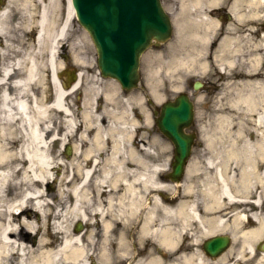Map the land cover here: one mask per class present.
Segmentation results:
<instances>
[{"label": "bare ground", "instance_id": "6f19581e", "mask_svg": "<svg viewBox=\"0 0 264 264\" xmlns=\"http://www.w3.org/2000/svg\"><path fill=\"white\" fill-rule=\"evenodd\" d=\"M60 1L37 0L36 7H31L30 3L25 5L27 17L35 23L30 30L37 32L36 43L31 44V49L25 57L14 56L13 47L9 44L11 41L7 38L0 48V60L3 61L0 66V264H91L94 262L89 263L90 247L92 252L94 250L93 226L87 232L79 233L72 228V223L76 220L89 223L95 216L102 217L103 244H109L116 236L118 242L116 253L131 254L132 245L126 242L130 228L127 224L122 226L116 222L112 217L113 213L109 220L105 219L104 214L107 215L106 212L118 205L116 214L121 220L125 217L132 219L139 212L141 200H145L144 192L147 185L150 184L153 190L172 188L169 184L160 182L157 177V174L166 168V163L152 165L149 171L143 166V171L139 172L138 165L135 168H127L121 159L120 154H123L124 148L127 147L126 142L131 139L137 125L130 112L126 118L122 117L121 112H111L112 109L108 108L97 113L94 110L88 111L87 107L83 112V120L85 118L86 123L90 117L94 119L92 123L97 122L96 135L92 141L97 142L100 148L104 143L103 135L108 131L105 127L110 126L109 129L114 131V123L117 120V137L114 138L112 147L114 156L109 165L105 164L99 168V162L94 160L92 164L89 163L90 165L86 163L81 166L73 161L74 159L71 162L59 159L61 153L53 152L52 144L57 141H60L62 146L69 144L71 140L74 142L81 140L86 144L88 142L85 135L86 124L76 118L66 101L69 95L81 87L83 74L80 72L78 82L70 90L64 89L55 75L59 71L56 58L58 44L66 38L76 19L71 0H68L64 15L61 12ZM222 1L182 0V5L184 19L190 27V37L196 51V56L191 60L193 59L199 68L207 69L210 62L205 60L204 53H211L215 45V64L217 63L218 70L231 74L232 70L241 65L237 55L241 50L237 42L241 38L230 33L218 34L223 26L217 18L209 15V10ZM241 3L244 1L234 0L231 6V12L238 18L245 15L239 11ZM248 4L254 8L251 16L258 17L257 13L264 10V0H249ZM8 22L9 15L5 8L0 11V35L7 36L10 29ZM85 39H88L87 35ZM256 44L261 46V50L259 47L255 50V56L250 57L245 72L253 74L259 81L255 83L249 79L242 81L240 84L243 87L236 88L237 96L231 100L234 109H239L240 102L244 104L243 112L255 124L257 136L253 135L254 131H251L250 136L247 135V131L242 130L238 134L240 143L231 140L228 146H224L231 150L235 149L229 153L231 164L225 160L217 161L213 157L208 159V164L216 170L217 180L221 182L220 192L215 194L213 203L206 206L208 210H218L224 206L225 201L234 203L244 201L248 197V194L238 195L233 190L237 182L236 177L234 174L229 177V172L224 170V167H231L233 162L242 163L241 176L246 192L251 188L252 180L258 176L254 171L257 156L254 149L260 148L258 144L264 140V35ZM44 49H48L49 52L48 62L54 88L52 100L49 102H45L49 93L44 99V94H41L43 96L41 97L37 91L41 81V69L36 53ZM224 86L227 92L232 93L233 82H225ZM98 92L99 89L95 86L88 95L93 98ZM156 98L159 100L161 96L157 95ZM107 99L110 103L115 101L111 93L107 94ZM126 101H130V98ZM140 104L141 107L144 106L141 97ZM56 111L62 115L59 121L62 125L56 123ZM146 114L149 116V113ZM107 115L111 122L104 124V117ZM227 121H230L229 115L224 114L220 117L224 132H227ZM242 151L245 153L241 154ZM91 153V150L85 152L75 143L74 154L78 157L89 156ZM220 165L223 170L220 169ZM61 168L64 170L59 178L55 201L49 190L46 192L41 187L49 184L51 180H56L54 173ZM194 168L195 164L192 163L189 173ZM242 197L244 198L241 199ZM117 200L119 204H115ZM160 204H162L160 199L155 196L154 204L147 209L144 222L139 230H136L142 245L151 238L156 244L165 245L168 252L173 254V251L177 252L183 234L189 230L188 218H193L202 228V235L208 236L211 234L210 231L223 228L227 224L226 215L215 214L211 220H203L196 211L195 202L174 207ZM157 206L162 208L161 218H158ZM236 221L233 220L234 223ZM117 227L119 232L116 233ZM131 231L134 232V229ZM196 237L192 236V240L198 243ZM36 238L38 248L31 246L32 240ZM156 253L154 250H146L145 255L149 257L137 258L135 264H164L163 258ZM14 260L16 263H13ZM180 260L183 264H220L219 261H224V258L211 261L198 251L191 254V257L181 255L174 258L171 264H180L178 263Z\"/></svg>", "mask_w": 264, "mask_h": 264}, {"label": "rangeland", "instance_id": "374dc122", "mask_svg": "<svg viewBox=\"0 0 264 264\" xmlns=\"http://www.w3.org/2000/svg\"><path fill=\"white\" fill-rule=\"evenodd\" d=\"M163 1L167 9L170 11L174 21L173 38L160 47L150 48L144 54L141 62V86L139 89L133 90L129 93H124L121 89L119 90V85L115 81L104 79L98 74L99 69L97 66V52L92 39L88 32L80 25L77 18L73 21L66 38L62 39L58 44L59 53L61 52V47L66 46V53L70 59L65 61V59L61 57L58 52L56 57L57 64L59 65V71H63V69H68L71 71L78 70L83 74L81 89L72 95V100L68 99L71 100V109L78 120H83V112L87 110V107L88 111L94 110L97 113L104 111L105 108H108V110L112 109L111 112H121L120 114L124 118H126L129 112L131 113L132 111H135L137 118L136 129H142L141 131H138V134L142 132L141 136L151 141L152 149L153 151H156L161 147L162 142H164V138L160 132L157 131L152 114L151 116L149 115L150 118L148 114H146L149 113L147 102L145 101L144 109L141 107L140 97L142 96L144 99L143 95L149 93L151 99L155 103L154 106H158L162 102V98H165V96L175 95L180 89L183 90L185 88L186 83H192L194 79L199 77L200 79L209 81V83H207L206 89L199 92L201 98L199 103H197L199 111L198 122H200L199 141L217 142L223 144L226 143V145L210 147L208 151L216 160H230L231 158L229 157V153H232V151L235 149L231 150L229 147L224 146H228L231 140L233 142L240 143L241 141L238 140V134L240 131H247V135L250 134V136L251 131H254L253 135L257 136V131L254 130L256 128L255 124L246 116V113L243 112L244 104L240 102L239 109H234L233 100L231 99H234L237 96L236 88L243 87L242 84H240L242 81L245 82L248 79L253 81L252 83L259 81V79L253 74H247L245 71L248 68L247 64L250 61V57L255 56V50L258 47L261 50V46H258L256 43L257 40L260 41L262 35H264V29H262V27H264V10H260L257 13L258 17L251 16L253 14L251 12L254 10V8L249 6V0H241L244 1V3H241L239 11L245 15H242L240 18L234 16L232 12L230 13H232L231 15L233 18L223 13L211 14V16H215V18H217L218 21H220V24L223 26V28L219 30L218 34L225 35L226 33H230L241 38L240 41L237 42V46H239L241 49L237 55H239V59L241 60L240 64L242 66L240 65L236 67L234 70H232L231 74H224L218 70L216 66L217 63L215 64V45L213 46V51L211 53H204L205 60L207 59V61L210 62V66L207 69H203L195 65V62H193V59L191 60V58L196 56V51L193 48V41L190 37V27L187 25V22H185L184 19L185 14L182 0ZM231 2L232 0H223L219 5L214 6V8L219 7L221 9L229 10ZM11 3L14 4L16 12L13 15L14 19L8 22L10 29L7 36L5 37L11 41L9 44L11 47H13L14 56L22 58L25 57L30 51L31 44L33 43L35 45L36 43V30H34V32L30 30V27L35 26V23L33 20L30 21V19L27 17L26 11L24 10L25 5L27 6L30 3L32 4L31 7H36L37 0H11ZM67 4L68 0L60 1L62 15H64L67 10ZM36 19H38V16H36ZM85 35L88 36V39H85ZM258 53L260 52L258 51ZM219 56H222V54H219ZM36 57L37 61L40 63L41 69V81L38 84L39 86L37 91L41 97H43L42 95L44 94V99L49 93L48 99H45V102H49L51 101L54 94V88L52 84V77L50 76L51 70L48 62V49L37 52ZM155 69H159V71L156 72ZM229 81L233 82L234 88L233 91H231L232 93H229L227 90H225L224 84L225 82L228 83ZM94 85L97 86L99 92L96 94V96H94L95 98L93 97V99L90 98L91 95H88V93L92 92V89L95 87ZM111 90L114 92H110ZM110 93L113 96V99H115L114 103H110L107 100L106 96ZM103 94L105 98L103 101H101ZM156 94L161 96L159 100L156 98ZM210 94H213L212 97L209 96ZM128 98H130V101H126ZM85 99L87 106H84ZM229 99L231 101H229ZM224 114L230 116V121H227L226 123L227 132H224V128L222 124H220V117H222ZM56 116L57 125H62L59 123L62 116L59 111H56ZM104 118L108 123L111 122V119L108 115ZM93 121L94 119L90 117L86 123V119L84 118L83 124H86L85 126L87 127V131H96L94 127L97 125V122L95 121L92 123ZM116 122L114 123L115 125ZM108 127L111 128L110 126ZM148 134L150 138H148ZM85 135L87 136V141L89 142L87 144L82 143L81 140L75 142L74 140H71L69 144H66L70 145L72 148V154L70 156H68L66 153V145L62 146L60 141L52 144L53 152L58 154L61 153V155H59V159H62L65 162H71L74 159L73 161L81 164V166L85 165L86 163L92 164L93 159L98 158V156H90L89 154V156L78 157L74 154L75 143H77L85 152L91 150L92 154L98 151H101V153L104 152V155L107 154L108 148L106 145H104V143L100 148V145L97 142L94 140L92 141V137H89L86 133ZM113 135V137H117L116 133ZM259 144H261V147L254 149V152H258L259 156L257 158H260L262 163H264V140L259 142ZM243 153H245V151L241 152V154ZM113 156V150H111L110 154L106 156L105 159L100 161L101 163H99L98 167L100 168L105 164L109 165ZM232 165L234 166V170H237L240 166L242 167V163L240 162H233ZM63 170L64 169L61 168L57 169L55 173L53 172L57 179L51 180L49 183L50 185L47 184L41 187V189L46 192L49 190V192L54 196L53 199L55 201H57L56 196L58 193L59 178L62 175ZM78 174L81 175V173ZM188 183L192 185L194 183L193 178H190ZM204 183L207 185L208 181H204ZM214 197L215 196L213 194H206V199L210 200V204L213 203ZM116 212V206H114L112 210L106 212L107 215L104 214V216H106L105 219L109 220L111 213H113V219H116L117 216L114 215ZM102 222V217L95 216L91 218L89 223H86L84 220L74 221L72 223V228L75 230V225L83 223L85 227L84 231L87 232L93 226L95 232L93 236L94 250L92 252V247H90V254H94L96 257L94 259H98L102 264H132L134 261L130 259V257H133V252L131 255L121 254L119 257L113 258L111 256L110 259H103L105 254L114 253V247L116 250L115 252H118V242L117 237L114 236V239L109 242L111 245L103 244L104 235L102 229L100 228ZM120 225L124 226L123 224ZM129 230L130 232L127 233L126 242L130 243L133 248L132 238L134 237L135 232L133 234L131 231V225ZM78 232L80 233L81 230H78ZM115 232H119V227L115 228ZM238 232L239 230H236L235 233ZM98 239L99 241H96ZM237 240L238 236L235 234L234 245H237ZM135 241L140 244L138 235H135ZM143 244L145 245V248L144 250H140V253H145L146 250L151 248V246H156L155 242H153L151 238L149 241H145ZM54 246L56 247L57 244ZM195 247L198 248L199 246ZM99 255H102L103 257H100ZM169 257H171V255ZM169 257L167 256L166 258ZM171 261L172 260H169L168 262L165 261L164 264H171ZM219 262L220 264H222V262L226 263V261ZM178 263L183 264V261L180 260Z\"/></svg>", "mask_w": 264, "mask_h": 264}, {"label": "flooded vegetation", "instance_id": "af4514ba", "mask_svg": "<svg viewBox=\"0 0 264 264\" xmlns=\"http://www.w3.org/2000/svg\"><path fill=\"white\" fill-rule=\"evenodd\" d=\"M8 0H0V11H3L5 8L9 13V19H14L15 8L8 7ZM5 36L0 35V48L5 40ZM3 61L0 60V66ZM16 74V73H15ZM197 81H193L192 83H187L184 90L188 92V98L193 108V118L190 122H187L182 125V128L186 133L194 134L197 136L199 133V124L198 118V94L196 91ZM205 83L202 82L201 89H204ZM213 94L209 96L212 97ZM184 97V95H173L166 96L162 102L161 113L165 112L166 109L171 106H178V98ZM206 108V107H205ZM132 116L136 117V112L132 113ZM106 123V120L104 119ZM142 129H139L141 131ZM96 132L88 131L87 135L89 137L95 136ZM141 133L138 134V131L134 130V137L131 141L126 143L123 154H120L121 159L125 162V166L127 168H135L136 165L139 166L138 171H143V166H146L147 170L151 169L152 165L155 164H163L166 163L167 166L163 173L157 174L159 181L163 184H169L172 186L171 189L162 188L158 190H153L149 185H147L144 192V199L141 200V206L139 212L132 219H127L125 217V224L134 226L137 225L138 228L144 222V218L146 216V212L148 207L153 205L154 197L157 196L160 199L161 206H176L179 204H184L187 202H195L196 211L198 215L203 220H211L215 217V214L226 215L227 224L223 227V232L229 237V245L223 254L225 260L229 262V264H235V262H240V264H264V163H262L261 159H258L257 164V172L258 176L252 180V186L248 192L246 189L238 190L241 184V174L240 169L238 171H234V169L230 166L224 167V170L229 172V177L231 175H235L236 177V186L233 187V190L239 195L242 193L248 194V197L245 198L244 201L239 202H226L224 206L220 207L218 210H208L206 206L211 205L210 200L206 199V194H218L220 191L221 182L217 180V174L215 168L212 165L208 164V159L212 158V154L208 151L210 147L226 145L223 143L217 142H202L197 139L191 144V151L188 158V165L185 168L184 174L179 178H175L173 175L168 173L169 165L174 161L177 147L176 145L166 136L163 135L164 142H162L161 147L156 151H153L151 141L141 136ZM114 135L112 132L108 131L104 137V145L107 146L108 151L107 154L104 155V152L98 151L94 153L99 157L100 160L105 159L106 156L110 154V151L113 150V141ZM199 136V135H198ZM148 138H150L148 134ZM261 145V144H259ZM133 151V154H131ZM117 154V155H119ZM220 161V160H217ZM227 163L230 160H225ZM195 164L194 170L190 172V165ZM146 163V165L144 164ZM230 164V163H229ZM221 166V165H220ZM261 167V168H260ZM223 170V167L221 168ZM190 178H193L194 183L190 185L188 181ZM173 179H178L174 181ZM208 181L207 185L204 181ZM141 188V187H140ZM218 192V193H217ZM242 197L241 199H243ZM260 198V200H258ZM237 199V198H236ZM258 201V202H257ZM116 204H119V200L115 201ZM118 205L116 209L118 211ZM158 218L162 217V208L156 207ZM225 213V214H224ZM128 215V214H127ZM120 224H122L120 216L116 215ZM129 216V215H128ZM190 220L189 230L184 233L182 242L179 245L177 252L180 254H187L193 250L192 244V236H201L202 228L199 224L193 219L188 218ZM237 220L236 223L233 220ZM239 219V220H238ZM235 230H239L238 233H235ZM235 234L238 236L237 245H234ZM96 241H99L96 240ZM32 246L37 247V238L32 240ZM157 251L160 253L162 258L176 257L178 254H169L166 253L162 248L155 247ZM141 247L136 245V253L132 254L134 260L136 258L146 259L149 256H146L145 253H140ZM138 253V254H137ZM98 255V254H96ZM120 254H112L113 258L119 257ZM103 257L102 255H99ZM93 255L89 257V261H95L98 259ZM206 259L209 260H217L215 258L208 257L205 255ZM13 263H16L14 260ZM17 264V263H16Z\"/></svg>", "mask_w": 264, "mask_h": 264}, {"label": "water", "instance_id": "95a60500", "mask_svg": "<svg viewBox=\"0 0 264 264\" xmlns=\"http://www.w3.org/2000/svg\"><path fill=\"white\" fill-rule=\"evenodd\" d=\"M73 5L97 48L102 76L117 79L125 90L137 88L142 54L152 44L160 45L172 37V22L161 0H73ZM190 118L191 105L186 98L156 118L160 131L177 146L174 176L182 174L193 140L180 127ZM226 245L225 238L214 237L205 243L204 250L218 255Z\"/></svg>", "mask_w": 264, "mask_h": 264}]
</instances>
